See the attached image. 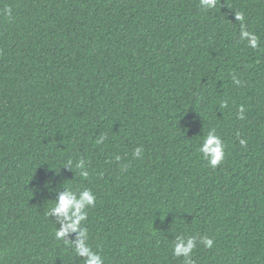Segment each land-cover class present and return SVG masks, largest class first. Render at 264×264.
Listing matches in <instances>:
<instances>
[{
	"label": "trees",
	"instance_id": "1",
	"mask_svg": "<svg viewBox=\"0 0 264 264\" xmlns=\"http://www.w3.org/2000/svg\"><path fill=\"white\" fill-rule=\"evenodd\" d=\"M65 189L104 264H264V0H0V264H84Z\"/></svg>",
	"mask_w": 264,
	"mask_h": 264
},
{
	"label": "clouds",
	"instance_id": "2",
	"mask_svg": "<svg viewBox=\"0 0 264 264\" xmlns=\"http://www.w3.org/2000/svg\"><path fill=\"white\" fill-rule=\"evenodd\" d=\"M216 0H201L203 6L211 8L215 6ZM10 11V10H9ZM235 20L243 21V13H237ZM241 40H247L248 46L251 48H257L259 41L257 36L249 33L244 29L241 24L240 31ZM234 82L239 84L240 82L233 77ZM243 107L240 108L241 116L243 119ZM241 145L246 144L245 140L240 141ZM142 148H136L134 150V156L139 158L142 156ZM199 152L202 157L207 160L208 166L215 169L222 161L225 156V146L222 139L215 134V131H210L204 138L202 145L199 148ZM119 159V157H117ZM69 166L72 165L71 161L67 162ZM76 167L81 170V175L84 177L88 176V172L85 171V162L80 160ZM96 197L90 189H84L79 193L65 189L59 194L58 199L55 201L53 207L50 208L49 216H58L63 218V223L59 229H56L55 237L58 240H64L65 243L74 246L78 256L84 258V264H104L102 257L93 252L90 246L87 244L88 234L85 227H81V222L86 221L88 212L87 209L95 207ZM70 233H77V239L75 244L72 245L69 241L65 240ZM206 248H211L213 240L211 238H200ZM197 245V237L192 236L188 238L177 237L174 243L173 255L176 257H182L185 260V264H192L190 259L193 249Z\"/></svg>",
	"mask_w": 264,
	"mask_h": 264
}]
</instances>
